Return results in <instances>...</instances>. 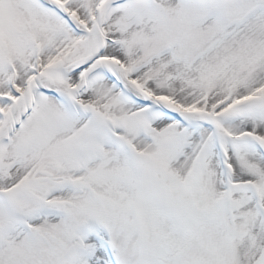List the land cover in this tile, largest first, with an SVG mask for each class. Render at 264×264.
<instances>
[{
    "label": "snow or ice",
    "instance_id": "6c2138e0",
    "mask_svg": "<svg viewBox=\"0 0 264 264\" xmlns=\"http://www.w3.org/2000/svg\"><path fill=\"white\" fill-rule=\"evenodd\" d=\"M0 264H264V0H0Z\"/></svg>",
    "mask_w": 264,
    "mask_h": 264
}]
</instances>
